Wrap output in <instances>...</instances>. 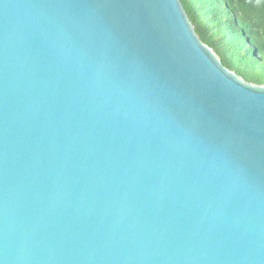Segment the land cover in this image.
<instances>
[{
    "label": "water",
    "instance_id": "1",
    "mask_svg": "<svg viewBox=\"0 0 264 264\" xmlns=\"http://www.w3.org/2000/svg\"><path fill=\"white\" fill-rule=\"evenodd\" d=\"M0 264H264V85L181 0H0Z\"/></svg>",
    "mask_w": 264,
    "mask_h": 264
},
{
    "label": "trees",
    "instance_id": "2",
    "mask_svg": "<svg viewBox=\"0 0 264 264\" xmlns=\"http://www.w3.org/2000/svg\"><path fill=\"white\" fill-rule=\"evenodd\" d=\"M201 40L246 81L264 85V0H181Z\"/></svg>",
    "mask_w": 264,
    "mask_h": 264
}]
</instances>
